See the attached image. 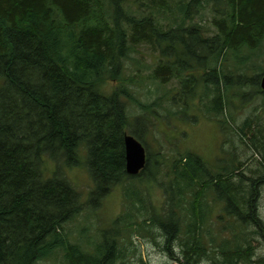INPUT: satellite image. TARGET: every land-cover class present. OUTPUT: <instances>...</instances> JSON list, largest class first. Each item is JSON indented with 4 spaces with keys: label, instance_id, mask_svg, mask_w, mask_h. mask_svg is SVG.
I'll use <instances>...</instances> for the list:
<instances>
[{
    "label": "trees",
    "instance_id": "1",
    "mask_svg": "<svg viewBox=\"0 0 264 264\" xmlns=\"http://www.w3.org/2000/svg\"><path fill=\"white\" fill-rule=\"evenodd\" d=\"M207 11L211 28L201 22ZM139 45L157 55L149 77L159 87L176 78L188 98L197 84L213 81L206 85L204 111L218 118L229 102L221 89L224 63L237 78L243 68H255L258 58L250 50L264 48V0H0V264H45L59 251L68 264H129L120 241L133 232L153 238L178 264H253L257 249H264L256 208L264 164L249 176L235 173L244 163L237 155L216 166L180 152L170 161L166 185L159 181L164 155L158 152L153 161L147 153L138 175L127 173L125 135L147 143L128 102L155 114L129 85L140 74L124 76ZM108 82L115 85L105 91ZM258 93L264 95L261 88ZM233 130L242 142L251 131V145L264 151L259 121L248 118ZM81 166L92 180L89 195L69 176ZM136 178L165 184L167 203L153 204ZM119 184L125 204L111 227L81 224L73 240L67 225L83 212L97 213ZM212 192L226 202L232 221L207 237Z\"/></svg>",
    "mask_w": 264,
    "mask_h": 264
},
{
    "label": "rangeland",
    "instance_id": "2",
    "mask_svg": "<svg viewBox=\"0 0 264 264\" xmlns=\"http://www.w3.org/2000/svg\"><path fill=\"white\" fill-rule=\"evenodd\" d=\"M209 11L202 15L201 22L211 28L212 15ZM245 50H243V57L247 52ZM261 50H250L258 58H253L255 62L251 63L255 65V68H243L242 71L235 73L238 74L237 78L229 75L230 68L228 69V67H230V62L224 63V68H227V70H224L225 78L221 89L224 96H229V102L225 105L223 112L218 115V118L209 117L204 111V104L207 103L205 98L206 85H212L213 81L197 84L196 88L193 89L194 93L187 98L186 95H180L181 87L176 78L159 87L158 83L149 77L157 61V55L151 48L146 45H139L136 51L131 53L130 56L132 58L127 59L125 63L124 76L128 77L127 75L133 74L138 76L140 74L141 77H136V82L129 85L141 103L147 106L153 105L152 108H154L155 114L151 113L150 116H147L148 111L143 110L144 107L134 101L128 102L127 106L132 122L135 119H140L143 122L140 130L147 140V153L150 154L152 161L155 160L158 152L162 156L164 155L162 157L163 163L161 164L162 175L159 177L160 182H165L168 185L171 176H166V173L170 171V161L180 152L191 151L201 156L209 164L216 166H226L228 161L234 159L237 155L244 163L235 173L245 172L249 176L253 175V170L258 171L259 167L264 164V151L261 150L262 153H258L251 145V139H253L251 131L244 137L245 142H242L241 135L233 130V128L236 129L237 126L243 125L248 118H253L254 122L259 121L264 126V95L258 93L261 87L255 82L258 76L264 74V48ZM244 64L245 62L243 61ZM258 65L262 67L259 68ZM198 75L202 76L203 71L200 70ZM114 85V83L108 82L104 90H112ZM233 91L235 92L234 95L232 94ZM154 102H159L160 106L155 105ZM140 120H136L135 123ZM146 128L149 131L144 134ZM84 166L71 168L69 176L77 190L83 195L86 193L89 195L92 180L87 168ZM238 178L239 176L236 175L235 179ZM133 180V183L137 182L143 186L144 192L149 194L153 204L157 207H162L167 203L165 184H160L159 182L148 183V181H143L144 179L140 180L137 178ZM258 193L256 208L259 217L264 221V184L261 185ZM214 194L212 192L208 197L212 212L204 226L205 228H210L209 232L207 231L209 234L205 233L207 237L212 232L214 234L219 232L221 227L225 225L226 219L229 220V223L232 221V218H229L225 210L226 202L216 199ZM88 195L87 197L85 196V199H88ZM124 204L125 192L123 185L119 184L104 199V207L100 208L97 213L88 215L86 214L87 212H83L67 225V228L71 230V238L73 240L77 239L79 237V226L90 221H93L95 225L99 222V225L101 224L100 228H110L114 220L123 211ZM183 228L185 229V226ZM92 229L93 233L94 230L97 231V227ZM153 230L157 233V240L164 243L163 234L156 229ZM142 234L133 232L128 239L122 238L125 241H120L121 244L127 246L125 260H128L129 264H178L168 253L159 248V244L157 245L153 238L148 237L145 233ZM88 235L91 236V233H88ZM183 235L182 230L181 237ZM221 235L223 238H228V229L222 230ZM217 238L218 241H221L219 235ZM259 241L261 242L260 237L255 244L259 245ZM263 250L262 247H259L257 249L258 255L255 257H258ZM174 251L175 253H181V251ZM45 264L68 263L65 260L64 253L59 251L57 255L48 259ZM203 264L212 263L206 261ZM239 264L250 263L240 262Z\"/></svg>",
    "mask_w": 264,
    "mask_h": 264
},
{
    "label": "water",
    "instance_id": "3",
    "mask_svg": "<svg viewBox=\"0 0 264 264\" xmlns=\"http://www.w3.org/2000/svg\"><path fill=\"white\" fill-rule=\"evenodd\" d=\"M264 91V75L260 82ZM126 171L130 175H137L147 164V152L144 145L133 135H125Z\"/></svg>",
    "mask_w": 264,
    "mask_h": 264
},
{
    "label": "flooded vegetation",
    "instance_id": "4",
    "mask_svg": "<svg viewBox=\"0 0 264 264\" xmlns=\"http://www.w3.org/2000/svg\"><path fill=\"white\" fill-rule=\"evenodd\" d=\"M261 259H262V257H260ZM259 261H260V259H259Z\"/></svg>",
    "mask_w": 264,
    "mask_h": 264
}]
</instances>
